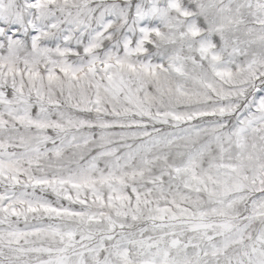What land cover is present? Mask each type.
Wrapping results in <instances>:
<instances>
[{
	"label": "snow or ice",
	"instance_id": "snow-or-ice-1",
	"mask_svg": "<svg viewBox=\"0 0 264 264\" xmlns=\"http://www.w3.org/2000/svg\"><path fill=\"white\" fill-rule=\"evenodd\" d=\"M0 264H264V0H0Z\"/></svg>",
	"mask_w": 264,
	"mask_h": 264
}]
</instances>
